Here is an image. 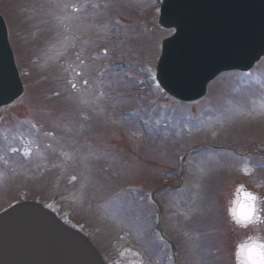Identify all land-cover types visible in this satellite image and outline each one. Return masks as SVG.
<instances>
[{
    "label": "rangeland",
    "instance_id": "obj_1",
    "mask_svg": "<svg viewBox=\"0 0 264 264\" xmlns=\"http://www.w3.org/2000/svg\"><path fill=\"white\" fill-rule=\"evenodd\" d=\"M69 5L78 13L68 12ZM90 5L97 10H86ZM153 6L154 0H0L24 86L22 97L0 113V204L21 192L46 201L54 193L63 207L79 202L71 213L78 221L70 219L90 228L108 263L173 264L156 233L158 210L143 203L155 192L165 234L176 246L174 264H233L236 244L251 230L230 215L233 177L263 189L264 155L236 162L222 151L264 149V59L248 75L251 83L222 76L193 104L159 90L148 94L137 79L144 65L154 70L171 34L145 32L157 21ZM119 62L132 64L126 72L134 80L124 81ZM97 72L98 100L92 95ZM130 109H138L135 116L122 118ZM18 111L44 127L40 152L32 151L36 142L26 141L23 129L15 130L19 142L10 143ZM7 143L18 148L15 154ZM222 145L225 150L208 151ZM192 146L206 152L180 164V153ZM175 186L178 191L169 190Z\"/></svg>",
    "mask_w": 264,
    "mask_h": 264
},
{
    "label": "water",
    "instance_id": "obj_2",
    "mask_svg": "<svg viewBox=\"0 0 264 264\" xmlns=\"http://www.w3.org/2000/svg\"><path fill=\"white\" fill-rule=\"evenodd\" d=\"M161 13L160 24L177 33L164 46L157 80L180 100L201 98L218 73L246 70L264 53V0H165ZM21 92L0 18V106ZM50 262L102 264L85 240L39 205L21 204L0 217V264Z\"/></svg>",
    "mask_w": 264,
    "mask_h": 264
},
{
    "label": "clouds",
    "instance_id": "obj_3",
    "mask_svg": "<svg viewBox=\"0 0 264 264\" xmlns=\"http://www.w3.org/2000/svg\"><path fill=\"white\" fill-rule=\"evenodd\" d=\"M233 255L235 264H264V232L257 230L244 237L236 244Z\"/></svg>",
    "mask_w": 264,
    "mask_h": 264
},
{
    "label": "snow or ice",
    "instance_id": "obj_4",
    "mask_svg": "<svg viewBox=\"0 0 264 264\" xmlns=\"http://www.w3.org/2000/svg\"><path fill=\"white\" fill-rule=\"evenodd\" d=\"M73 87H75V85H73ZM245 174H248V170H245ZM257 199L258 197L256 195L245 193L244 202L230 209V215L238 226L248 227L253 222H259L260 218L256 208Z\"/></svg>",
    "mask_w": 264,
    "mask_h": 264
},
{
    "label": "flooded vegetation",
    "instance_id": "obj_5",
    "mask_svg": "<svg viewBox=\"0 0 264 264\" xmlns=\"http://www.w3.org/2000/svg\"><path fill=\"white\" fill-rule=\"evenodd\" d=\"M263 205V203H261Z\"/></svg>",
    "mask_w": 264,
    "mask_h": 264
}]
</instances>
